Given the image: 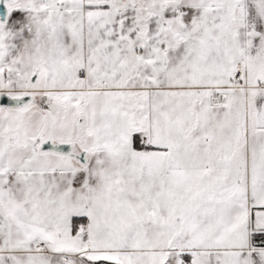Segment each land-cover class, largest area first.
I'll use <instances>...</instances> for the list:
<instances>
[{
    "label": "snow or ice",
    "instance_id": "6c2138e0",
    "mask_svg": "<svg viewBox=\"0 0 264 264\" xmlns=\"http://www.w3.org/2000/svg\"><path fill=\"white\" fill-rule=\"evenodd\" d=\"M0 264H264V0H0Z\"/></svg>",
    "mask_w": 264,
    "mask_h": 264
}]
</instances>
